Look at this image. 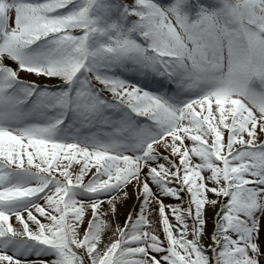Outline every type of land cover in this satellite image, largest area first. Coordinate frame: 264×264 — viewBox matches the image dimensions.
Returning <instances> with one entry per match:
<instances>
[{"label": "snow or ice", "instance_id": "6c2138e0", "mask_svg": "<svg viewBox=\"0 0 264 264\" xmlns=\"http://www.w3.org/2000/svg\"><path fill=\"white\" fill-rule=\"evenodd\" d=\"M0 264H264V0H0Z\"/></svg>", "mask_w": 264, "mask_h": 264}]
</instances>
